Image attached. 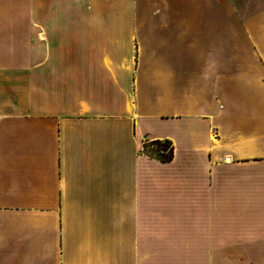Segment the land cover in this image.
Segmentation results:
<instances>
[{
  "label": "crops",
  "instance_id": "1",
  "mask_svg": "<svg viewBox=\"0 0 264 264\" xmlns=\"http://www.w3.org/2000/svg\"><path fill=\"white\" fill-rule=\"evenodd\" d=\"M0 264H264V0H0Z\"/></svg>",
  "mask_w": 264,
  "mask_h": 264
},
{
  "label": "trees",
  "instance_id": "2",
  "mask_svg": "<svg viewBox=\"0 0 264 264\" xmlns=\"http://www.w3.org/2000/svg\"><path fill=\"white\" fill-rule=\"evenodd\" d=\"M161 141L163 144H161ZM153 145H159V148L156 150V153L154 155L150 154L151 156H154L157 160H159L162 163H167L172 160L173 157V148L168 140H155L148 144V147H151Z\"/></svg>",
  "mask_w": 264,
  "mask_h": 264
},
{
  "label": "rangeland",
  "instance_id": "3",
  "mask_svg": "<svg viewBox=\"0 0 264 264\" xmlns=\"http://www.w3.org/2000/svg\"><path fill=\"white\" fill-rule=\"evenodd\" d=\"M113 6V4H103V7H104V9L106 10V11H108V6ZM90 6H94L93 4H90ZM130 7L128 6V3H126V5H124V8L121 10V12H122V16H124V19H125V22H127L128 20V17H129V14H130ZM109 12V11H108ZM126 28L128 27V25H126L125 26ZM161 144H163V142L161 141ZM159 148V145H153V146H151V147H148L147 149H146V152L147 153H150V154H152V155H154L155 153H156V150Z\"/></svg>",
  "mask_w": 264,
  "mask_h": 264
}]
</instances>
